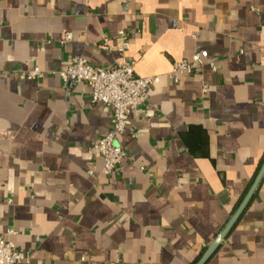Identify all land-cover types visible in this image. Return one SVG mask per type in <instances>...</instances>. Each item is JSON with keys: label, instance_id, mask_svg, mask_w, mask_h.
<instances>
[{"label": "crops", "instance_id": "0c3cea01", "mask_svg": "<svg viewBox=\"0 0 264 264\" xmlns=\"http://www.w3.org/2000/svg\"><path fill=\"white\" fill-rule=\"evenodd\" d=\"M75 56L160 79L114 175L111 108L55 73ZM263 163L264 0H0V237L29 264H194ZM207 264H264V178Z\"/></svg>", "mask_w": 264, "mask_h": 264}, {"label": "built area", "instance_id": "2783aa9c", "mask_svg": "<svg viewBox=\"0 0 264 264\" xmlns=\"http://www.w3.org/2000/svg\"><path fill=\"white\" fill-rule=\"evenodd\" d=\"M124 38L123 53L129 48L126 34L121 31ZM71 33H65L62 42L72 40ZM105 49L110 47L106 44ZM206 63L201 55L196 53L191 59L179 61L173 67L170 77L177 80L180 75H192L203 71ZM210 66L216 69V65ZM65 81L85 82L91 89V98L94 103H102L111 108L112 132L101 137L92 147L94 154L99 155L103 161V171L106 175H114L118 166L127 156L122 144L119 143V136L123 133H130L135 136L132 127L131 115L142 104L150 98V93L159 77H142L135 71V62H121L116 60L109 66H94L89 64L81 56H75L71 62L62 69L55 71ZM39 68L31 70L28 74L30 79L42 77ZM9 234H16L11 229ZM31 254L20 250L12 241L0 237V264H29Z\"/></svg>", "mask_w": 264, "mask_h": 264}, {"label": "water", "instance_id": "95a60500", "mask_svg": "<svg viewBox=\"0 0 264 264\" xmlns=\"http://www.w3.org/2000/svg\"><path fill=\"white\" fill-rule=\"evenodd\" d=\"M264 178V163L253 182L250 190L248 191L247 195L239 205L238 209L226 225V227L222 230L216 240L205 250V252L201 255V257L194 263V264H207L208 261L213 257L216 251L220 248L222 243L226 240L229 234L232 232L238 221L240 220L241 216L243 215L246 208L251 203L256 190L258 189L262 179Z\"/></svg>", "mask_w": 264, "mask_h": 264}]
</instances>
